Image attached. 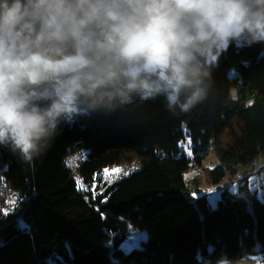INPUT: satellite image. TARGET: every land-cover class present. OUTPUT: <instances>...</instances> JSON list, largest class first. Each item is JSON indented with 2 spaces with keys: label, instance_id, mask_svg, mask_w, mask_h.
<instances>
[{
  "label": "trees",
  "instance_id": "16d2710c",
  "mask_svg": "<svg viewBox=\"0 0 264 264\" xmlns=\"http://www.w3.org/2000/svg\"><path fill=\"white\" fill-rule=\"evenodd\" d=\"M230 67L236 76H227ZM80 150L86 155L75 168L66 165ZM210 150L213 167L204 165ZM261 157L264 45H233L219 57L208 98L189 113L172 115L160 98L130 115L82 119L31 164L0 147V264H216L223 254L231 261L259 254L264 264V201L223 185L247 188L240 173L264 179ZM132 162L135 170L101 182L97 194L77 187L78 177L90 185ZM191 168L206 172L205 190L198 179L188 186ZM129 228L144 238L125 251Z\"/></svg>",
  "mask_w": 264,
  "mask_h": 264
},
{
  "label": "clouds",
  "instance_id": "9594fccd",
  "mask_svg": "<svg viewBox=\"0 0 264 264\" xmlns=\"http://www.w3.org/2000/svg\"><path fill=\"white\" fill-rule=\"evenodd\" d=\"M255 44L264 0H0V147L31 164L82 119L189 113L220 55Z\"/></svg>",
  "mask_w": 264,
  "mask_h": 264
},
{
  "label": "rangeland",
  "instance_id": "374dc122",
  "mask_svg": "<svg viewBox=\"0 0 264 264\" xmlns=\"http://www.w3.org/2000/svg\"><path fill=\"white\" fill-rule=\"evenodd\" d=\"M237 74V68L236 67H231L227 70V76L229 77H234ZM235 92L236 90L233 89L231 91V96L234 97L235 96ZM189 141V139H188ZM187 150V153L189 155H191L190 149L189 148H185ZM213 150V149H211ZM210 150V151H211ZM86 155V151H77L74 152L70 155L67 156V160H66V165H70L73 166L75 168V166L85 157ZM72 158V163L69 164L68 161L69 159ZM264 159V157H261V159H259L260 161ZM217 162V158L216 155L213 151H211L210 155L205 159L204 161V165L208 166V167H213L215 165V163ZM138 166V163H122L119 165H114L111 166L105 170H108L109 173H111L110 176H108L107 178L105 177L104 173L101 174V176L98 178V180H94V182L90 185H88L87 183L83 184L86 187V190H84L85 192H89L94 194H97L99 191V186L100 184H102L101 182H112L115 181L119 178H121L122 176L127 175L128 173H130L131 171L135 170V168ZM121 170L120 172H116L115 170ZM239 169H243L242 167H239ZM104 170V171H105ZM250 172V171H249ZM251 175H247V174H242L240 173V178L242 177H248L245 181H243L244 184H247V188H241L239 187V182L238 181H226L225 183H223V185H231L229 187L230 191L233 193H237L239 191H241V194L243 197H248L250 194H254L256 193L258 198L262 201H264V179L263 177H259L258 174L256 173H252L250 172ZM245 175V176H243ZM78 177V176H77ZM79 180H81L80 177H78ZM185 179L188 183V186L191 188L194 184H198L199 186H202V190H205L206 187V172L201 170V169H197V168H191L189 171H187L185 173ZM195 179H198L199 181L194 183L192 186L191 184L193 183V181ZM238 182V183H237ZM234 184V185H233ZM218 198H219V192L216 190H212L210 196H209V200H210V206L212 208L216 207L218 204ZM143 234L140 230H134L132 228H129L126 232V237L124 238V240L122 241V244H127L128 247L130 249L136 248V247H140L141 246V240L143 239ZM259 243L257 242V248H259ZM261 263V256L259 254H253L247 258H243V259H238L236 261H232V264H260Z\"/></svg>",
  "mask_w": 264,
  "mask_h": 264
},
{
  "label": "snow or ice",
  "instance_id": "6c2138e0",
  "mask_svg": "<svg viewBox=\"0 0 264 264\" xmlns=\"http://www.w3.org/2000/svg\"><path fill=\"white\" fill-rule=\"evenodd\" d=\"M189 143H190V142H189ZM68 163H69V164L72 163V158L69 159ZM115 171L118 173V172H120L121 170L117 169V170H115ZM104 175H105V177L107 178L108 176L111 175V173H109L108 170H105ZM77 187H78L79 189H81V190H86L85 185L83 184V182H82L81 180H79V178H77ZM15 200H16V195H15V194H12L13 207L15 206V203H14ZM6 214H7V213H5V215H6ZM19 226H20L22 229L27 227L26 225L23 224L22 221L20 222V225H19ZM122 248H123V250H125V251H130V250H131V249L128 247L127 244H123V245H122ZM49 264H52V262L50 261ZM114 264H117V262L114 261Z\"/></svg>",
  "mask_w": 264,
  "mask_h": 264
},
{
  "label": "bare ground",
  "instance_id": "6f19581e",
  "mask_svg": "<svg viewBox=\"0 0 264 264\" xmlns=\"http://www.w3.org/2000/svg\"><path fill=\"white\" fill-rule=\"evenodd\" d=\"M231 68V67H230Z\"/></svg>",
  "mask_w": 264,
  "mask_h": 264
}]
</instances>
